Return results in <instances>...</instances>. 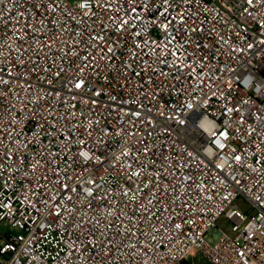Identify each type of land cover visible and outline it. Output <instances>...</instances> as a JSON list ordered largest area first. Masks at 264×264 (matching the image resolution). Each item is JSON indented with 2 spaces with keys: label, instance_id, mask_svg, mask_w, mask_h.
<instances>
[{
  "label": "built area",
  "instance_id": "1",
  "mask_svg": "<svg viewBox=\"0 0 264 264\" xmlns=\"http://www.w3.org/2000/svg\"><path fill=\"white\" fill-rule=\"evenodd\" d=\"M196 255L264 264V0H0V264Z\"/></svg>",
  "mask_w": 264,
  "mask_h": 264
},
{
  "label": "rangeland",
  "instance_id": "2",
  "mask_svg": "<svg viewBox=\"0 0 264 264\" xmlns=\"http://www.w3.org/2000/svg\"><path fill=\"white\" fill-rule=\"evenodd\" d=\"M240 207L242 209H244L245 206L241 204ZM220 236H221V231L214 229L207 235V239L210 243L215 244L218 241V239L220 238ZM191 260L192 261L198 260L199 264H206L202 259L199 260L198 255H196L195 257H192ZM191 260L187 261L188 264L191 262Z\"/></svg>",
  "mask_w": 264,
  "mask_h": 264
},
{
  "label": "trees",
  "instance_id": "3",
  "mask_svg": "<svg viewBox=\"0 0 264 264\" xmlns=\"http://www.w3.org/2000/svg\"><path fill=\"white\" fill-rule=\"evenodd\" d=\"M184 264H188V262H184Z\"/></svg>",
  "mask_w": 264,
  "mask_h": 264
},
{
  "label": "crops",
  "instance_id": "4",
  "mask_svg": "<svg viewBox=\"0 0 264 264\" xmlns=\"http://www.w3.org/2000/svg\"><path fill=\"white\" fill-rule=\"evenodd\" d=\"M207 264V263H206Z\"/></svg>",
  "mask_w": 264,
  "mask_h": 264
}]
</instances>
